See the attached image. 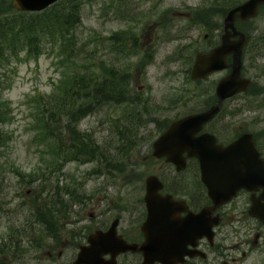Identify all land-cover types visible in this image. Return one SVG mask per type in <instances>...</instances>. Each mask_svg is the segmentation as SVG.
<instances>
[{
  "label": "rangeland",
  "instance_id": "rangeland-1",
  "mask_svg": "<svg viewBox=\"0 0 264 264\" xmlns=\"http://www.w3.org/2000/svg\"><path fill=\"white\" fill-rule=\"evenodd\" d=\"M79 1L77 47L87 43V68L95 71L103 61L126 74V100L123 105H104L78 122V130L95 141L104 159L62 164L54 141L46 136L38 104L63 89L71 49L43 43L38 56L22 51L0 57V250H5L0 258L10 264H69L83 240L78 234L109 226L117 213L131 222L142 206L146 177L164 179L175 173L151 155L152 144L165 125L213 103L215 85L227 71L193 82L189 70L197 52L219 43L225 16L219 9L244 0ZM11 2L0 0V20L20 21ZM209 8L216 12L209 22L201 20L197 12ZM242 29L250 41L241 76L250 85L225 102L220 117L231 130L255 133L264 143V7ZM116 32L135 40H129L124 54L108 41ZM64 119L60 117V123ZM193 168L182 172L190 195L200 188ZM56 187L68 206L60 221L54 217L56 221L45 222L42 205L49 199L43 194H53ZM92 213L99 217L91 219ZM57 240L66 242L64 255L57 259L55 251L49 258L45 253Z\"/></svg>",
  "mask_w": 264,
  "mask_h": 264
},
{
  "label": "water",
  "instance_id": "water-1",
  "mask_svg": "<svg viewBox=\"0 0 264 264\" xmlns=\"http://www.w3.org/2000/svg\"><path fill=\"white\" fill-rule=\"evenodd\" d=\"M57 1L60 0H12V7L20 12H40ZM263 4L264 0H247L230 9L223 20L220 44L206 54L197 53L195 56L190 74L193 80L202 79L212 72L226 68V57L231 56V73L218 82L216 102L204 112L189 115L172 123L153 143V156L165 157L167 162L175 165L177 171L185 168L186 158H196L199 162L201 181L206 187L208 197L214 203L230 198L239 188L247 190L262 188L264 195V160L259 159V153L250 134L243 135L226 148L217 146L212 135L204 133L197 136L204 124L218 113L224 99L247 88L248 81L240 77L242 49L247 38L237 29L235 21H246L254 17L258 7ZM145 185L144 201L149 219L142 227L146 236L144 244L129 245L123 241L117 236V221H114L106 232L97 231L88 237V246L80 247L72 264H114V258L128 250L141 251L145 262L151 264L154 261L153 255L162 256L166 253L167 244L163 234L160 238L154 234V239L152 227L153 217L162 211L159 207L166 206L167 197L159 195L162 185L155 176L148 177ZM205 213L203 211L197 217H202ZM252 215L257 216L254 212ZM105 254L111 255L110 261L103 260ZM158 260L163 264L176 262L174 260L166 263L161 257Z\"/></svg>",
  "mask_w": 264,
  "mask_h": 264
},
{
  "label": "flooded vegetation",
  "instance_id": "flooded-vegetation-1",
  "mask_svg": "<svg viewBox=\"0 0 264 264\" xmlns=\"http://www.w3.org/2000/svg\"><path fill=\"white\" fill-rule=\"evenodd\" d=\"M212 124L214 130L211 131L216 137V142L223 147L228 146L245 133L231 130L219 115L206 125L208 127ZM206 125L202 133L211 132L208 131ZM263 144V142L260 143V148L257 146L259 152L264 148ZM260 153L264 158V152ZM188 164V170L193 172L194 166L195 175H197L199 172L197 160L188 159ZM167 165L170 170L174 169L172 164L168 163ZM160 181L162 189L159 193L166 196L167 201L166 206L159 207V210L163 209L160 215L154 217V214L152 215L154 224L160 225L158 227L160 231L158 228L153 229V236L155 234L160 238L163 234L167 243L165 246L166 259H179L176 264H264V195L262 188L250 191L239 189L225 202L214 205L202 186L196 193L190 195L187 191L185 177L181 173L170 171ZM203 210L206 211L205 215L197 218L196 214ZM253 212L256 213V217L252 215ZM132 215L131 222L126 216L119 213L110 219L118 220L117 234L123 240L128 244L140 246L145 241L142 226L149 217L143 197L142 206L136 209ZM90 217L97 219L99 216L92 213ZM123 223H125V227H121V229L120 225ZM109 226L98 225L89 234L96 230L106 231ZM88 235H85V232L82 233V236L78 234L79 239L83 240L80 243L77 242L76 254L79 247L86 244ZM60 241L57 240L55 245L46 251L45 254L49 258L54 256L52 252L55 251H57V259L63 257L66 242ZM36 253H39L38 249ZM76 254L69 264L75 259ZM103 258L110 260L111 256L107 254ZM153 258H157V256ZM144 261V256L139 251H127L115 258V264H144ZM152 264L162 263L155 260Z\"/></svg>",
  "mask_w": 264,
  "mask_h": 264
},
{
  "label": "trees",
  "instance_id": "trees-1",
  "mask_svg": "<svg viewBox=\"0 0 264 264\" xmlns=\"http://www.w3.org/2000/svg\"><path fill=\"white\" fill-rule=\"evenodd\" d=\"M80 4L79 0H62L40 13H17L20 21L15 17L0 20L1 58L8 59L11 54L14 56L22 51L29 56H38L44 46L43 43L51 46L58 44L57 46L66 51H68L66 47L71 49L66 53L71 66L68 70L69 75L65 74L60 87L63 89L40 98L38 104L44 117L43 127L46 136L54 141L56 154L61 157L62 164L67 162L87 164L104 159L95 141L87 133L78 130V122L104 105H123L127 93L128 79L121 70L108 66L103 61H99L95 71L87 68V43L77 47L74 30V25L80 23ZM236 4L237 1L219 9L221 15ZM207 10L206 13L197 14L201 20L209 22V18H212L216 10L215 8ZM129 40L135 41L131 34L122 35L121 32L108 37V41L113 44L111 47L120 54L126 53ZM212 100L214 101V97ZM63 116L64 123H60V117ZM167 126L165 125L163 130ZM2 139L4 136L0 129V142ZM57 189L59 188L56 187L53 194L48 192L43 194L44 198L49 199L44 204L47 210L45 222L56 221L54 217L60 221V214L65 212L68 206L63 201V193ZM0 253H4V250Z\"/></svg>",
  "mask_w": 264,
  "mask_h": 264
}]
</instances>
